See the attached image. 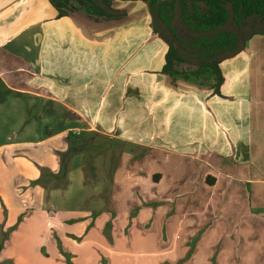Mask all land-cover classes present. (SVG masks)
Returning <instances> with one entry per match:
<instances>
[{"label":"crops","instance_id":"crops-1","mask_svg":"<svg viewBox=\"0 0 264 264\" xmlns=\"http://www.w3.org/2000/svg\"><path fill=\"white\" fill-rule=\"evenodd\" d=\"M74 7L0 0V85L71 124H27L31 151L0 144V234L20 253L38 243L44 264H264V35L220 63L218 96L162 73L168 45L145 2L113 0L125 18L112 24ZM66 132L116 150L111 194L93 206L79 205L80 171L56 183Z\"/></svg>","mask_w":264,"mask_h":264},{"label":"trees","instance_id":"trees-1","mask_svg":"<svg viewBox=\"0 0 264 264\" xmlns=\"http://www.w3.org/2000/svg\"><path fill=\"white\" fill-rule=\"evenodd\" d=\"M49 1L60 17H74V4L79 1L97 22L112 24L125 18L112 8L113 0ZM141 1L148 5L154 33L168 45L162 73L172 84H192L220 96L224 81L220 63L242 51L254 35H264V0ZM71 147L60 154L58 176L67 173Z\"/></svg>","mask_w":264,"mask_h":264},{"label":"rangeland","instance_id":"rangeland-1","mask_svg":"<svg viewBox=\"0 0 264 264\" xmlns=\"http://www.w3.org/2000/svg\"><path fill=\"white\" fill-rule=\"evenodd\" d=\"M75 4L80 5L81 7L79 8L85 10L79 1H76ZM27 124L31 125L28 128L35 127L44 135L59 133L62 129L70 127L71 125L68 119L61 118L56 112H43L36 108H34V110L29 109L25 100L22 99L21 96L7 91L2 85H0V144H7L6 146H8L9 144L18 142V145L21 146L20 148L25 152L34 149L35 147L30 145L28 146V149L23 147V143H26L29 139H38V137H33L37 136L36 133L32 135L30 133L27 135L28 132L26 134L22 131ZM66 133L70 140L69 147L72 146L70 148L71 155L66 164L67 173L65 176H59V180L56 181V183L61 186L63 190L67 189L70 186V171H80L84 179L82 178L81 183H74L73 185L75 187L74 190H77L78 187L82 188L80 193H78V197L80 198L79 205L86 207L91 204L93 206L94 203H97V201L100 200L99 195L103 194L105 197L107 194L109 196L111 194V169L118 162V159L115 156L116 150L112 153L111 148L107 147V143L111 145V143H109L111 141L109 140L108 142L101 134L84 132ZM84 136L87 137L82 139ZM89 137H95L96 140L87 142L89 140L87 138ZM82 140H85V144L83 145L79 143ZM45 178L47 179V176H45ZM49 182H51V180ZM206 192L207 191L194 192V195L199 197L203 196ZM76 193L77 191H74L73 194ZM223 193L224 195L228 194L227 191ZM220 195V191L215 193V195L212 196L214 199L213 201L219 200ZM195 209L198 208H192V210ZM208 214L210 217L212 216L211 212H208ZM217 224L216 232H219L222 228L226 227L228 225L227 214L222 215V218ZM220 224H223V226L220 227ZM212 229L213 228L210 229V232H212ZM14 243L15 238L9 232H6L4 235L0 234V246L2 244L0 251L4 250L6 247V254L3 255L0 264H10V261L17 263L22 262V260L28 264H44L41 259L42 252L38 249V243L31 244V248L24 253H20L21 249L19 251L17 247L13 248ZM50 257L54 259V256ZM65 264H68L67 259ZM101 264H105V262L101 261Z\"/></svg>","mask_w":264,"mask_h":264}]
</instances>
